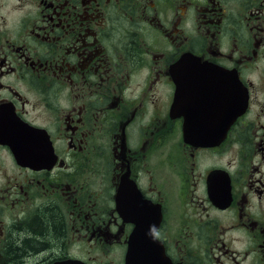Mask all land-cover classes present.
<instances>
[{"label":"flooded vegetation","instance_id":"obj_1","mask_svg":"<svg viewBox=\"0 0 264 264\" xmlns=\"http://www.w3.org/2000/svg\"><path fill=\"white\" fill-rule=\"evenodd\" d=\"M133 198L169 264H264V0H0V264L48 212L20 264H125Z\"/></svg>","mask_w":264,"mask_h":264},{"label":"water","instance_id":"obj_2","mask_svg":"<svg viewBox=\"0 0 264 264\" xmlns=\"http://www.w3.org/2000/svg\"><path fill=\"white\" fill-rule=\"evenodd\" d=\"M189 62H181L182 67L188 66ZM193 63H198V59L193 58ZM207 66V65H205ZM181 76L192 80L193 74H184ZM180 100L183 102H188L183 109H193L191 98V88L185 89L183 86L178 87L176 91V103ZM244 108V104L242 105V110ZM217 127V124H215ZM226 130L227 126L224 127ZM217 129V128H216ZM214 130V136L209 137H193V121L190 118H187L183 124V141L190 145L195 146H211L213 143L218 141L220 138L217 137V130ZM139 202V198H133L129 202H123L122 205L119 204L121 212V216L124 221L130 220L135 224V227L132 233L128 237V248L125 256V264H169V261L163 256V249L161 247V243L156 239L155 232L160 220V214L157 209H154L150 204H142V207L138 209L141 205ZM128 207L132 214L129 219ZM119 210V211H120ZM150 255V257H147ZM150 260L149 262H147ZM57 264H81L75 260H69L65 262H60Z\"/></svg>","mask_w":264,"mask_h":264},{"label":"trees","instance_id":"obj_3","mask_svg":"<svg viewBox=\"0 0 264 264\" xmlns=\"http://www.w3.org/2000/svg\"><path fill=\"white\" fill-rule=\"evenodd\" d=\"M62 233L61 221L52 212L46 213L25 229L11 249L12 264H20L25 255L37 254L50 245L57 246Z\"/></svg>","mask_w":264,"mask_h":264}]
</instances>
